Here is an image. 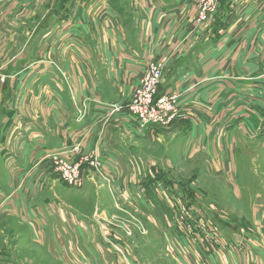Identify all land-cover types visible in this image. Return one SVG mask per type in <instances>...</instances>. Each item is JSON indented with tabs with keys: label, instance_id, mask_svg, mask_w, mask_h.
I'll use <instances>...</instances> for the list:
<instances>
[{
	"label": "crops",
	"instance_id": "0c3cea01",
	"mask_svg": "<svg viewBox=\"0 0 264 264\" xmlns=\"http://www.w3.org/2000/svg\"><path fill=\"white\" fill-rule=\"evenodd\" d=\"M196 1L0 0V66L8 77L0 88V211L13 212L7 214L31 234L23 218L48 225L42 211L61 197L35 178L46 155L72 158L76 144L99 154L117 189L137 179L136 171H149L155 189H169L162 198L168 210L174 209L169 180L178 179L167 162L177 148L184 163L205 155L210 176L233 193L240 147L248 146L250 163L264 166V0H222L203 27L194 21ZM153 57L166 62L159 96L178 94L179 108L190 115L180 123L177 148L151 131L140 133L126 110L111 108L126 103ZM156 144L169 148L166 155L148 146ZM189 188L195 209L214 214ZM136 191L124 193L131 200ZM158 192L150 200L159 202ZM185 192L177 187V198ZM20 194L32 201H20ZM212 223L218 243L194 264H264V211L255 217L261 240ZM57 237L63 238L59 231Z\"/></svg>",
	"mask_w": 264,
	"mask_h": 264
},
{
	"label": "rangeland",
	"instance_id": "374dc122",
	"mask_svg": "<svg viewBox=\"0 0 264 264\" xmlns=\"http://www.w3.org/2000/svg\"><path fill=\"white\" fill-rule=\"evenodd\" d=\"M223 2L219 0V5ZM205 3L206 0H197L193 4L194 11L196 9L195 22ZM155 59L156 57H153L151 60ZM0 72L3 73L1 66ZM145 73L146 69L119 112L126 110L137 122L140 133L145 134L151 131L157 136L164 137L174 145V148H177L180 123L190 117L187 112H182L179 108L172 124L152 121L141 126V121L128 109L134 92L141 86ZM7 81L8 77L0 88ZM113 106H111L112 109ZM148 146L160 156L166 155V150H169L158 144ZM259 149V146L253 148L255 152H260ZM174 151L167 162L170 174L172 178L174 176L185 182L187 187L178 185L176 183L178 180L174 178L168 179L173 189V194L171 193L173 200L177 199V187H180L186 189L185 197L190 201V194L192 196L190 186L195 189L205 204L214 209V214L210 212L208 214L202 209L199 212L213 218L210 219L219 223L224 229V226L231 224L232 226L228 228L235 230L240 237L246 240L249 237L252 238L253 235L258 238L261 228L257 227L255 217L258 209L264 211V166L258 162H249L248 146L244 149L240 147L239 152L236 153L239 157V174L236 185L233 186L236 190L234 193L231 188H227L221 178L210 176V164L205 160V155H198L191 162L184 163L177 155L178 148ZM241 153L246 157L241 159ZM93 154L96 152L86 154L81 149L76 154L71 153L72 158H66L61 154H48L43 158L42 167L35 181L41 188L48 186L55 189L61 197H59L60 200L53 201L57 209L52 205L50 210L42 211V220H46L48 225L44 222V226H40L38 221L34 222L33 218L29 220L23 218L22 222L27 221L31 224L34 230L33 238V234L25 225L24 227L19 226L16 220L10 218L11 215L14 216L13 212L0 211V214L5 213L0 217V264H194V262L199 263L197 255L206 254L205 249L207 248L211 250L188 238L176 226L177 208L168 210L162 204L165 190H169L167 186L156 185L159 191L156 197L159 198L160 203L155 199L150 200V192L155 196L156 189L153 184L154 179L149 180L145 176L149 175V171H136L137 179L131 181L127 179L125 186L117 189L114 176L84 163L82 164L81 184L78 187L68 184L62 176L61 167H65L63 165L66 164L80 163L82 157ZM55 158L62 160L63 165H55ZM153 175L159 177L161 174L154 170ZM27 180L25 179V182ZM91 180H95L92 187L84 188L85 184ZM22 189L26 192H33L26 185ZM133 190H137L136 194L132 195L133 199L129 200V196H125L124 192L129 193ZM20 201L31 202L32 200L20 194ZM165 206H167L166 203ZM25 215L29 216L27 212ZM82 223L85 225L83 226ZM57 231L63 238L57 237ZM218 236L221 235L218 234Z\"/></svg>",
	"mask_w": 264,
	"mask_h": 264
},
{
	"label": "built area",
	"instance_id": "2783aa9c",
	"mask_svg": "<svg viewBox=\"0 0 264 264\" xmlns=\"http://www.w3.org/2000/svg\"><path fill=\"white\" fill-rule=\"evenodd\" d=\"M221 1V0H220ZM219 0H206L205 6L196 19L198 26H207L213 22L219 13ZM165 62L150 60L146 66V73L141 81V86L134 92L132 101L128 106L129 111L141 121V126H145L152 121L161 124H172L175 121L179 109L181 98L178 94L159 96V87L163 82L165 72ZM7 76L0 72V87L6 82ZM115 108V109H114ZM114 112L122 110L121 105L113 106ZM188 117V116H186ZM71 153L76 154L81 151V146L76 144L70 148ZM53 155H56L55 153ZM55 165H63V161L55 158ZM88 163L100 171L104 168L103 160L98 154L82 157L77 164H66L62 168V176L72 187L81 184L82 164ZM183 200H173L170 197L172 206L177 208L178 215L175 219L176 226L190 239L211 248V245L218 243V234L212 220L205 213L198 212L192 205L191 200L185 196ZM119 250V249H118ZM206 254L210 250L205 249Z\"/></svg>",
	"mask_w": 264,
	"mask_h": 264
}]
</instances>
